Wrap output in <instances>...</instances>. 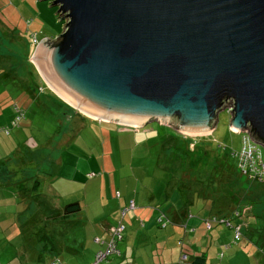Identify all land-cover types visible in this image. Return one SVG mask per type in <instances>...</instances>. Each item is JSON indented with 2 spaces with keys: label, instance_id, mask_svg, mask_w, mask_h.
I'll list each match as a JSON object with an SVG mask.
<instances>
[{
  "label": "water",
  "instance_id": "1",
  "mask_svg": "<svg viewBox=\"0 0 264 264\" xmlns=\"http://www.w3.org/2000/svg\"><path fill=\"white\" fill-rule=\"evenodd\" d=\"M42 1L65 23L30 59L72 110L197 136L229 109L264 149V0Z\"/></svg>",
  "mask_w": 264,
  "mask_h": 264
},
{
  "label": "crops",
  "instance_id": "2",
  "mask_svg": "<svg viewBox=\"0 0 264 264\" xmlns=\"http://www.w3.org/2000/svg\"><path fill=\"white\" fill-rule=\"evenodd\" d=\"M0 3L3 5V8L0 9L1 12H4L8 7L12 8L14 12V15L8 17V24L2 22L3 16L0 17V47L2 49L4 46L15 47V49H19L18 53L22 52L20 40L24 41L25 36L30 37L31 40L28 42L32 41L35 49L41 40L40 37L42 39L48 37L52 40L56 38L55 35L50 34L51 24L56 22L52 7L46 5L50 2L0 0ZM53 10L56 12V9ZM28 20H30L29 24ZM20 23L22 26L27 24L28 32L21 30ZM21 33L24 38L23 36L20 38ZM31 33H36L37 42L31 38ZM29 48L28 43L27 50ZM21 101H23V106H21ZM55 103L61 105L62 112L67 114L66 122H62L55 115L61 126L64 125L61 133L67 130L72 131L74 126L77 128L87 126L85 116L72 111L47 85L33 60L24 61L21 57L16 60L5 56L0 58L1 126L13 121L16 107L24 112L25 117L24 109L33 113L34 107H36L37 110L45 112L46 116L54 123ZM71 111L72 115H70ZM86 117L100 121V119ZM20 124L13 127L9 135L0 136V264H51L53 261L74 264L76 260L79 261V264H89L94 260L96 252L102 248L95 238L98 237L104 242L110 239L117 223L121 221L122 217L128 216L129 210L124 216L121 212L130 200L135 202L136 207L130 209L133 211L130 214L128 220L130 225L128 226L141 228L145 240L149 238L148 234L152 233L150 229L153 220L155 219L157 224L160 217L164 218L165 226L160 225L164 228V233L162 239L158 241L162 250L158 252L157 246L156 255L158 258L148 261L149 256L144 255L134 246H128L125 248V252L119 248L122 253L116 264H180L182 254H186L187 259L203 254L207 264H216L223 246L228 249L220 260H226V264H264V248L253 243H250L247 248H240L241 245L236 246L239 242H233L234 231L230 225L216 226L214 224L212 230H207L205 220L217 214L214 212L217 207L220 208L219 205L214 206L209 198H199L195 186L188 187L183 180L174 177L176 175L170 171L167 181L170 180L168 187L173 189L172 192H169L166 187L164 194L160 197L156 193L150 192L148 195L150 205L144 204V198L139 196L147 191L138 190L137 186L134 193L129 192L126 178H118L119 186L113 195L116 205L114 215L117 217L120 214L116 224L110 223L112 220L109 219L102 220L100 217L94 220L93 217H90V221L94 220V230H91V234H87L85 229L83 232L72 230L66 237L67 231H63L66 230L68 224L69 228L80 226L81 222L85 223V216L82 215L85 211L97 210L96 199L89 201L87 196L90 194L91 197L100 198V193H97L98 190L96 191L94 188L99 185L102 179H99L95 185L89 183L88 186L87 183H83L84 177L78 176V174L80 175L79 163L68 165L62 157L61 153L65 152L66 148L64 146L61 147L60 153L55 151L50 157H47V150L43 151L45 154L41 155L42 148H48L49 144L39 148L40 145L30 140L29 134L21 128ZM68 124L69 126H67ZM145 126H129L136 130H120L121 133H125L124 135L134 131L136 134H141L143 133L141 129L146 128ZM100 130L104 131L103 125L100 126ZM150 130L146 128L144 132H150ZM206 134L197 136L205 137ZM170 141L168 140L164 144L165 152L169 151V147H173V143L170 144ZM39 149L41 150L39 151ZM159 164L165 170L168 169L167 164L164 167L162 161H159ZM89 165L91 166L90 162ZM93 166L98 168L97 164H93ZM63 175L66 177V183L62 181ZM183 190L187 193L188 202H183ZM175 197L179 199L177 200ZM99 201L101 211H103L104 205L101 204V200ZM75 202L79 203V210L66 214L67 205ZM91 204L92 207L89 208ZM232 211V209L223 210L218 216H230ZM244 215L232 220L242 223L245 230L248 224L244 220ZM171 235L178 236V243L182 241L178 250L172 252L173 248L168 244V236L170 238ZM259 240L263 242L264 235H260ZM169 248L170 252L167 253ZM160 252L167 253L169 260L161 259ZM175 252L178 254L176 255ZM219 261L217 264H223Z\"/></svg>",
  "mask_w": 264,
  "mask_h": 264
},
{
  "label": "rangeland",
  "instance_id": "3",
  "mask_svg": "<svg viewBox=\"0 0 264 264\" xmlns=\"http://www.w3.org/2000/svg\"><path fill=\"white\" fill-rule=\"evenodd\" d=\"M46 5L49 7V4ZM2 8L3 5L0 3V9ZM51 9L53 15H55L56 22H52L50 34L57 36L62 32L65 21H60L59 17L56 16L53 9L57 10V7H52ZM12 15H14V12L10 7L4 10V12L0 10V17L3 16L2 22L6 24L9 23L8 17ZM15 17L19 20L17 15ZM38 21L40 22L39 19ZM27 23L29 24L30 20ZM20 26L23 32L24 30L28 32L27 24L22 26V23H20ZM21 36H23L22 33L20 34V38ZM31 38L33 39V33H31ZM40 39L42 40L41 37ZM30 40L28 36H25L24 41L20 40L23 49L20 53H18L19 49H15V47L4 46V49L0 47V58H4L5 56L18 60L21 57L24 61L30 60L35 51L32 41L28 42ZM28 43L29 50H27ZM21 106H23V101H21ZM24 111L26 117L24 115L25 119H22L23 121L21 120L20 126L27 131L30 140L40 145L38 146L39 148L47 143L49 144L48 148H42L41 155L45 154L43 151L47 150V157H50L55 151L60 153L61 147L64 146L66 148L65 152L61 153L62 157L68 165L75 164L76 162L79 163L80 175L78 174V176L84 177L85 181L83 183H87L88 186L89 183L90 185H95L99 179H102L99 185L94 188V190H98L97 193H100V198L95 196L91 197L90 194L87 196V200L89 201L90 199H96L98 211L95 209L85 211L82 214L85 216V223L81 222L80 226L69 228L68 224L66 230L63 231H67L66 237L69 236L72 230H80V232H83L85 229L87 234H91V230H94L93 221L95 218L101 217L102 220L109 219L112 220L110 223L116 224L120 218V214L117 217L114 215L116 205L113 195L116 193L117 186H119L118 178H126L129 192L134 193L137 186L138 190L147 191L148 194L143 192L139 196L144 198V204L150 205L148 200L150 192L156 193L158 197L164 194L165 187L166 189L168 188L169 192H172L173 189L168 187L170 180L167 181L169 171L176 175L174 177L183 180L188 187L195 186L198 190H200L202 180L204 181L221 172L218 190L214 194L217 199V204L219 207H224V209L230 203L238 205V209L245 214L244 220L248 224L245 230L243 229V239L236 246L241 245L240 248H247L250 246V243H253L264 248V242L259 240L260 234L256 231V229L261 230L264 228V219L257 218L253 215L264 216V182L251 180L247 177L248 181L238 178L239 173L236 170L231 172L222 169L219 161V159H225V161H228V166L230 165L232 168H235L237 162L232 152L240 150L242 146V134L230 128L231 114L227 109L219 112L215 128L210 133H207L205 137L179 134V132L171 127L159 122H150L145 126L151 129L150 132H144L146 128H142L141 131L143 133L141 134H136L134 131L128 135H124L125 133H121L120 129L136 130V128H129L128 125L121 126L107 121H94L88 117H85L87 126H80L79 128L74 126L72 131L67 130L61 133L62 126L64 125L61 126L57 118L62 122H66L65 119L67 116V114L62 112L63 107L61 105L57 103L54 105V115L51 114L54 116V123L46 116L45 112L37 110L36 107H34L33 113L28 109H24ZM72 114L73 112L71 111L70 115ZM80 123L82 124V122ZM101 125H103V132L100 130ZM5 126L10 127V132L13 127H16L11 126V123L3 126L0 125V127ZM10 132L8 134L2 132L0 136L9 135ZM168 140H171L170 144L173 143V147H169V151L165 152L164 144ZM159 161L163 162L164 167L167 164L168 169L165 170L162 168ZM92 163L97 164L98 168H95ZM65 179L66 177L63 175L62 181L66 183ZM74 186L76 185L74 184ZM175 198L177 200L179 199L178 197ZM182 199L184 200L183 202H188V196L185 190H183ZM99 200L104 205L103 211H101ZM92 204L89 208L92 207ZM234 208L231 207L233 211L236 210ZM132 211L129 210L128 216L121 218V221L124 218L126 228L123 239L119 242V248L125 252V248L134 246L135 249L137 248L141 253L149 256L148 261H152L154 258H158L156 255L157 246L159 248H157L158 252L162 250L161 245H158V241L162 239L164 228L160 226L158 221L156 224L154 219L150 229L152 233H149V238L145 240L141 228L128 226L130 225L128 220ZM90 217H93L94 220L90 221ZM177 238V235H171L170 238L168 236V244L173 248L171 252L178 250V246L180 247ZM227 249L223 246L222 251L224 255ZM169 252L170 248L167 250V253ZM167 253L160 252L159 257L169 260ZM175 253L176 255L178 254L177 252ZM120 257H112V264H116ZM218 258L219 261L221 258ZM220 261L226 264V260L223 259ZM247 261L250 262V260ZM74 264H79V261H74Z\"/></svg>",
  "mask_w": 264,
  "mask_h": 264
},
{
  "label": "built area",
  "instance_id": "4",
  "mask_svg": "<svg viewBox=\"0 0 264 264\" xmlns=\"http://www.w3.org/2000/svg\"><path fill=\"white\" fill-rule=\"evenodd\" d=\"M34 42H37L36 33L33 34ZM16 115L11 122V126H18L20 121L24 118V113L21 109L16 107ZM229 111V109H228ZM230 113V112H229ZM5 132L8 134L10 132V127H0V134ZM242 134V146L240 150L232 152V155L236 159L237 167L240 174L251 180H259L264 182V149L263 147L255 142L248 132H243ZM119 196V195H118ZM136 207L135 202L130 200L128 205L123 208L122 216L130 209ZM243 213L238 209L232 211L230 216H218L213 215L205 220V227L207 230H212L214 224H227L232 227L234 231L233 242L238 243L243 238L244 226L242 223L233 222L232 219L240 218ZM158 222L163 227L165 226V220L163 217L158 219ZM125 224L119 221L114 227L111 237L108 241L104 242L100 238L96 237L95 241L99 244H105L103 249H99L94 257V260L90 264H109L110 258L120 255V249L118 243L123 239V234L125 231ZM182 245V241L179 242ZM226 248V247H225ZM224 252L219 253V257L222 258ZM187 255L182 254L180 257V262L186 261ZM51 264H60L58 262H52Z\"/></svg>",
  "mask_w": 264,
  "mask_h": 264
},
{
  "label": "trees",
  "instance_id": "5",
  "mask_svg": "<svg viewBox=\"0 0 264 264\" xmlns=\"http://www.w3.org/2000/svg\"><path fill=\"white\" fill-rule=\"evenodd\" d=\"M205 152V151H204ZM200 153H201V151H200ZM219 159V158H218ZM227 160V159H226ZM219 161H220V163H221V167H222V169H224V170H229V171H231V172H234L235 170L239 173V177L238 178H241V179H243V180H246V181H248V179L246 178V177H244V176H242L241 174H240V172H239V170H238V167H237V164H236V167L235 168H232L230 165V167L228 166V164H227V162L228 161H225V159H219ZM191 169H194V168H191ZM220 170H221V168H220ZM233 174V173H232ZM221 176V172H218L216 175H213V176H211V177H209L208 179H206V180H202L201 181V187H200V190H198L197 188H196V191H198V197L199 198H209V200L211 201V202H213V205L215 206L216 204H217V202H216V197H215V192L218 190L217 188H218V183H219V177ZM230 206V207H229ZM231 207H235V209H238V205H236V204H232V203H230V204H227L226 205V209L227 210H230L231 209ZM79 208H80V206H79V203L78 202H75V203H70V204H68L67 205V208H66V214H68V213H70V212H76V211H78L79 210ZM226 210V209H224V207H220L219 209H218V207H217V209L215 210V214L216 215H218L219 213H222L223 212V210ZM233 210V209H232ZM239 210V209H238ZM240 211V210H239ZM241 212V211H240ZM248 212H250V210H248ZM253 215H255L257 218H263L264 219V216H261V215H257V214H253ZM256 231L260 234V235H264V228H262L261 230H259V229H256ZM263 242H264V240H263ZM100 245H102V248L101 249H103L104 247H105V244H100ZM121 250H120V255L119 256H121ZM112 257L110 258V262H109V264H112ZM53 262H58V263H60V264H62L61 262H59V261H53ZM93 262V261H92ZM92 262H90V263H92ZM52 263V262H51ZM89 263V264H90ZM180 264H207V262H206V258H205V256L202 254V255H195V256H192L191 258H188L186 261H183V262H180Z\"/></svg>",
  "mask_w": 264,
  "mask_h": 264
},
{
  "label": "flooded vegetation",
  "instance_id": "6",
  "mask_svg": "<svg viewBox=\"0 0 264 264\" xmlns=\"http://www.w3.org/2000/svg\"><path fill=\"white\" fill-rule=\"evenodd\" d=\"M72 111H74V110H72Z\"/></svg>",
  "mask_w": 264,
  "mask_h": 264
}]
</instances>
